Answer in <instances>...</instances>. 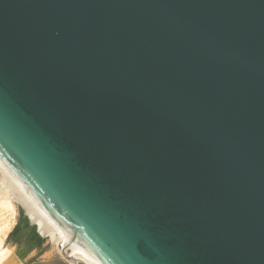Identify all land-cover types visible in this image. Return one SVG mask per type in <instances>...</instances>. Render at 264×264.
Wrapping results in <instances>:
<instances>
[{
    "label": "water",
    "instance_id": "1",
    "mask_svg": "<svg viewBox=\"0 0 264 264\" xmlns=\"http://www.w3.org/2000/svg\"><path fill=\"white\" fill-rule=\"evenodd\" d=\"M0 159L101 264H264V0H0Z\"/></svg>",
    "mask_w": 264,
    "mask_h": 264
},
{
    "label": "bare ground",
    "instance_id": "2",
    "mask_svg": "<svg viewBox=\"0 0 264 264\" xmlns=\"http://www.w3.org/2000/svg\"><path fill=\"white\" fill-rule=\"evenodd\" d=\"M15 200L19 202V208L23 209L30 225L35 226L39 234L45 239L49 238L52 244L57 245L66 259L72 257L84 264H101L88 250L68 238L66 231L59 222L0 159V205L14 215L16 213ZM13 251L12 247L0 241V264L13 262Z\"/></svg>",
    "mask_w": 264,
    "mask_h": 264
},
{
    "label": "rangeland",
    "instance_id": "3",
    "mask_svg": "<svg viewBox=\"0 0 264 264\" xmlns=\"http://www.w3.org/2000/svg\"><path fill=\"white\" fill-rule=\"evenodd\" d=\"M15 204L14 215L0 205V241L14 249V261L11 264H71L72 262L64 257L57 245L52 244L49 238H46L43 245L39 247L27 242L28 232H21L17 237L11 235L20 218L19 202L15 200Z\"/></svg>",
    "mask_w": 264,
    "mask_h": 264
},
{
    "label": "flooded vegetation",
    "instance_id": "4",
    "mask_svg": "<svg viewBox=\"0 0 264 264\" xmlns=\"http://www.w3.org/2000/svg\"><path fill=\"white\" fill-rule=\"evenodd\" d=\"M21 232H23V231H21ZM24 232H26V231H24ZM26 239H27V242H28L29 244H31L30 239H29V233H27V235H26Z\"/></svg>",
    "mask_w": 264,
    "mask_h": 264
}]
</instances>
